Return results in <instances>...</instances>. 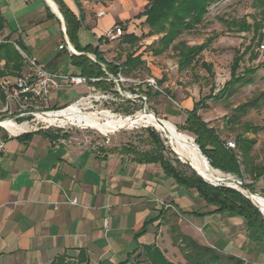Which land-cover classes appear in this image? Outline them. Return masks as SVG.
Instances as JSON below:
<instances>
[{
  "label": "crops",
  "instance_id": "obj_1",
  "mask_svg": "<svg viewBox=\"0 0 264 264\" xmlns=\"http://www.w3.org/2000/svg\"><path fill=\"white\" fill-rule=\"evenodd\" d=\"M63 1L81 19L77 48L45 0H0V38L20 41L47 69L80 74L74 61L85 55L81 51L94 55L97 48L106 61L116 54L112 46L119 39L107 41V28L120 24L127 35L134 17L141 27L146 25L141 13L149 0ZM99 11L104 14L98 16ZM65 36L77 54L58 49ZM64 61L72 72L60 70ZM177 98L184 111L192 108L191 97ZM16 136L0 140V264H47L58 258L122 264L143 245H162L173 214L184 234L222 254L243 259L258 248L241 218L206 213L212 207H206L193 189L178 185L158 162L142 160L140 155L148 150L75 131L33 132L27 141ZM194 219L203 225L216 223L220 229L207 228L210 238L203 243L190 229Z\"/></svg>",
  "mask_w": 264,
  "mask_h": 264
},
{
  "label": "rangeland",
  "instance_id": "obj_2",
  "mask_svg": "<svg viewBox=\"0 0 264 264\" xmlns=\"http://www.w3.org/2000/svg\"><path fill=\"white\" fill-rule=\"evenodd\" d=\"M134 18L135 19L132 20V23L127 29L128 33L136 36L143 35L144 37L133 45L125 43L121 37L112 46L116 54L112 57L111 61L122 63L128 54H132L133 56L140 55L143 60V65L129 74H123L124 77L131 81L120 83V90H118L116 86L108 85V83L104 81L102 85L95 84L97 89L108 91L109 95H111L114 100L107 99L98 101L93 107L85 109L84 112L110 110L112 113L125 117L133 116L137 112L145 109L148 112H154L158 118L171 122L178 131L189 134L183 128L186 114L181 108L182 104L177 98V95L180 94L182 97H191L193 104L196 101L203 100L202 103H206L207 106L200 108L198 113L203 120H206L204 121L207 126L218 133L224 143L228 140L234 142L235 146L232 149L239 154V160H242V156L240 155L239 144L236 137L241 135V137L245 139L244 145L247 144V141L254 140V143L248 149L247 155L244 158L245 165L244 163L243 165L241 164V173L237 175L245 184L254 182L253 178L255 177L256 168L264 165V49L261 47V45H264V40L257 42V38L254 40L251 39L252 35L255 33L254 25H252L254 22L259 24L258 31L264 33V5L261 4V0H217L212 3L208 7V13L203 23L196 26L192 31L183 32L175 40V42L184 41L188 45H193L203 42L208 36L213 34L217 35L211 44L201 52L196 62L192 64V66H188L184 69L178 68V57L176 52L172 49L168 48L160 54L153 53V48L157 45L156 41L159 36H146L149 32V27L146 25L141 27L139 17ZM232 18H244L251 28L248 31L242 32L226 30L224 20H230ZM152 41L155 42L152 44ZM250 42V52L244 54L237 69L238 73H243L246 68L254 70L253 73L246 76L247 79H251L249 83L246 85L241 84V82L235 83L230 86L228 92L221 97L216 98L212 96L211 94L217 93L222 88L224 82L229 79L230 67L236 50L238 49L242 52L246 46L250 45ZM24 51L27 52L26 50ZM81 53L85 52L81 51ZM251 53L256 54L255 59L250 58ZM202 61L211 64L210 71H207L201 65ZM60 70L64 72L73 71L66 61L63 62ZM147 77L155 78L159 90L157 93H154L155 89L151 88L149 96L144 100L139 97V95H144L147 90L142 83ZM4 78H13V75ZM2 79L3 78L0 79V82H2ZM84 92L85 90L82 89L76 92L74 88H61L52 91L49 95L50 106L53 109L62 107ZM126 94H130V96L125 97ZM209 95L211 97L204 100V97H209ZM55 99H57V101ZM1 103L2 98L0 97V107L2 105ZM170 106L175 108L171 110ZM171 111H174L175 114L171 115ZM10 116H12L11 113H0V120ZM15 122L17 124H25V129L11 134L3 127H0V140L10 135H18L37 130H47L52 133L75 131L94 136L95 139L101 140L109 137L112 143L119 145L129 144L141 150L153 151L156 149L157 144L150 135V131H152L163 144L164 150L162 153L170 162L183 170H187V167H189L182 160L180 161L176 158L175 153L167 144L165 137L150 125H133L128 128H118L113 132H106L94 127H62L64 125L82 126L68 123L62 126L57 124L52 125L47 122L36 120L33 116L22 117L16 119ZM189 136L194 140L192 134H189ZM175 159H177L179 163L174 162ZM206 160L209 165L213 167L207 157ZM243 166L252 169L251 173L244 172ZM222 174L227 176L232 173L229 171H222ZM253 187L254 192L264 197V176L259 178L253 184ZM183 195L188 197L186 192ZM169 218L166 224L167 228L165 231L166 236L164 238V243L156 246L159 247L163 256L169 262L174 264H187L182 252L177 247L178 245L184 246L185 243L184 240L178 236L179 232L183 233L177 221L178 217L173 214L170 215ZM192 222L193 225L190 227L191 231H193L203 243L210 238V233L207 231V228H211L210 230L213 232L220 229V226L216 223H209L208 225H206V223L203 225L200 219H194ZM225 239V236H222L221 242L226 243ZM172 241H176V244H173ZM200 244L204 245L202 243ZM253 251L254 252H250L248 256L243 258V264H249V262L254 264V262L261 259L264 260L263 253L255 249ZM140 253L139 257H133L132 260H130L132 261L131 264L139 260H142L141 264H149L147 261H143L144 253ZM258 256L260 258L259 260H257ZM197 261L201 264L205 261V257ZM262 263L261 261V264ZM209 264L234 263L227 260L225 254H220L218 259Z\"/></svg>",
  "mask_w": 264,
  "mask_h": 264
},
{
  "label": "trees",
  "instance_id": "obj_3",
  "mask_svg": "<svg viewBox=\"0 0 264 264\" xmlns=\"http://www.w3.org/2000/svg\"><path fill=\"white\" fill-rule=\"evenodd\" d=\"M63 16L66 34L69 37L71 43L77 48V30L81 26V19H78L76 15L65 5L63 0H53ZM77 1V0H76ZM217 0H149L145 9L141 13L145 16V24L149 27V32L146 36L150 37L158 35L157 45L153 48L154 54H160L166 49L170 48L177 54L178 68L184 69L188 66H192L198 59L203 50L207 48L213 39L217 36L213 34L204 39L203 42L193 45H188L184 41L175 40L183 33L192 31L196 26L203 23L206 14L208 13V7ZM261 4L264 5V0H261ZM226 30H234L236 32L248 31L251 27L245 21L244 18L224 20ZM254 22V31L252 40L257 38V42L264 40V33L259 32V24ZM4 18L0 13V30L3 28ZM144 36H136L127 34L122 36V40L125 43L133 45L139 42ZM155 41H152V44ZM151 44V45H152ZM16 45L22 50V44L20 41H11L9 36L2 37L0 41V79L4 77L18 76L23 70V58L16 48ZM250 45L246 46L242 52L238 49L232 59L230 67V77L224 82L222 88L217 93H212V96L216 98L221 97L228 92V88L235 83L246 85L249 83L250 78L246 76L253 73L251 68L244 69L243 73H238L237 69L240 64L241 58L246 52H250ZM88 47H85L86 50ZM87 53V51H84ZM94 55L97 62L89 60L85 55L75 58L74 63L80 67V74L85 77H103L105 71L115 76L118 72L122 74H129L141 65L143 60L140 55L133 56L128 54L122 63L113 61H106L101 53L95 48ZM251 59L256 58V54H250ZM102 64L103 67L100 65ZM201 65L207 70H211V64L201 62ZM159 82V81H158ZM103 81L95 82V84L102 85ZM108 85H114L113 82H109ZM145 85V84H144ZM146 91L144 95L147 97L151 92V87L145 85ZM158 90L154 91L157 93ZM0 97L3 99V92L0 88ZM209 97H204V100ZM203 100L194 102L191 110H186V119L184 123V129L194 136L195 144L199 147L202 154H204L210 161V164L219 170L229 171L232 174L239 175L241 173V164L245 165L244 158L248 149L254 143V140L247 141L244 145L245 139L241 135L236 137L239 144L240 155L242 160H239V154L232 148H227L225 143L221 140L218 133L209 128L206 122L198 113L200 108L206 107V103H202ZM205 102V101H204ZM58 108V107H57ZM60 108V107H59ZM237 108V107H236ZM53 109V108H52ZM55 109V108H54ZM33 132L46 133L47 130H37L26 133H21L16 136L20 141H27ZM49 132V131H48ZM150 135L154 142L157 144L156 149L153 151H147L140 155V158L148 162H158L162 167L164 173L174 179L178 185L185 189H193L198 198L201 199L206 207L211 206L212 209L206 213H223L230 216H238L241 218L244 228L251 235L252 240L256 247L255 250L264 254V217L258 210V208L240 191L221 185H212L204 181L198 174H196L191 168L187 167V170H183L167 159L163 155L164 146L160 142L157 135L150 131ZM174 162L179 163L177 159ZM244 172H250L252 169H248L243 166ZM252 183L246 184L248 188L253 190V184L262 176H264V165L256 168ZM192 214L200 215L197 211H193ZM205 213L202 212L201 215ZM143 232V230H141ZM178 236L184 240V246L178 245L177 247L182 252L183 257L187 264H200L198 259H204L201 264H209L220 257V253L213 247L201 245L190 236L179 232ZM176 244V241H172ZM186 250V251H185ZM140 252H143V261H147L149 264H174L169 262L163 256L159 247L155 244L143 245L141 250L133 255V257H139ZM226 259L234 264H243V260L240 256L235 254H225ZM258 258L257 260H259ZM264 259V258H263ZM131 255L122 264H131ZM82 259H78L77 262L65 260L64 258H58L47 264H86L81 262ZM142 260L135 261L133 264H141ZM264 264V260L254 262V264ZM208 262V263H207ZM259 262V263H258ZM249 264H251L249 262Z\"/></svg>",
  "mask_w": 264,
  "mask_h": 264
},
{
  "label": "built area",
  "instance_id": "obj_4",
  "mask_svg": "<svg viewBox=\"0 0 264 264\" xmlns=\"http://www.w3.org/2000/svg\"><path fill=\"white\" fill-rule=\"evenodd\" d=\"M103 14V11H99L97 13L98 16ZM123 34L124 30L122 25L115 24L107 28L103 36L107 41H117L123 36ZM1 40L2 38H0V41ZM261 47L264 49V45H261ZM16 48L23 58V70L18 76L13 78H3L2 82H0V88L3 92L0 113L12 114V116L6 119H12L15 121L16 119L22 117L33 116L34 119L38 120L36 118L38 113L43 114L52 111H58L73 104L78 105L82 111H85V109L93 107V105L98 101L107 99L114 100V98L109 95L108 91L97 89L95 87V82L100 80L107 83L113 82L114 86L120 90V83L131 81L130 79L124 77L121 72H118L115 76H113L105 71V76L103 77L87 78L81 74L63 73L54 69H47L38 61L36 56L26 53L17 45ZM58 49H65L69 53L77 54V51L72 47L66 36L64 37V41L58 45ZM87 56L91 60L96 61V57L93 54H87ZM103 70H105L104 67ZM142 83L155 90H159L154 77H147ZM78 86L86 87V90L83 94L79 95L74 101L63 107L55 109L51 108L49 103V95L52 91L59 90L61 88H72ZM129 96L130 94L125 95V97ZM139 97L144 100L147 99L146 95H139ZM94 111L99 112L101 110ZM112 114L117 115L115 113ZM65 126L85 128V126L83 127L74 125H64L62 127ZM225 145L227 148H234L235 146L234 142L231 140L226 141ZM156 201L163 204V201L161 200Z\"/></svg>",
  "mask_w": 264,
  "mask_h": 264
},
{
  "label": "bare ground",
  "instance_id": "obj_5",
  "mask_svg": "<svg viewBox=\"0 0 264 264\" xmlns=\"http://www.w3.org/2000/svg\"><path fill=\"white\" fill-rule=\"evenodd\" d=\"M36 118L52 125L57 124L61 126L68 123L94 127L106 132H113L118 128H128L133 125H150L165 137L167 144L175 155H182L180 160L183 162H191L197 171L204 177L211 180H217L224 176L220 170L209 165L206 157L200 152L197 145L194 143L193 138L190 137L191 135L189 136V134L178 131L174 124L165 119H160L162 123L160 124L151 112L147 113L140 111L133 116L122 117L121 115H114L107 110L101 112H84L78 107V105L73 104L58 111L43 114L38 113ZM0 124L11 134L25 129V124H17L12 119L3 120ZM245 193L251 197L256 205H258L264 215V197L259 194L251 196L248 192Z\"/></svg>",
  "mask_w": 264,
  "mask_h": 264
},
{
  "label": "water",
  "instance_id": "obj_6",
  "mask_svg": "<svg viewBox=\"0 0 264 264\" xmlns=\"http://www.w3.org/2000/svg\"><path fill=\"white\" fill-rule=\"evenodd\" d=\"M46 3L49 5V7L51 8L52 12L60 19L61 23H62V30H63V33H65L66 29H65V25H64V21H63V17L58 9V6L57 4L53 1V0H45ZM54 7V8H53ZM85 55H87L85 53ZM97 62V61H96ZM101 65V64H100ZM102 66V65H101ZM142 112H147L149 113L148 111H146L145 109L142 110ZM157 119V121L161 123V120L160 118H158L156 116V114L154 112H151ZM3 120H6L5 119H2L0 120L3 121ZM0 127H3L1 124H0ZM85 128H89V126H85ZM198 147V146H197ZM199 149V147H198ZM200 150V149H199ZM201 152V151H200ZM181 156L182 155H179V154H176V158L177 159H181ZM181 161V160H180ZM184 163H186L196 174H198L204 181L212 184V185H221V186H228V187H231V188H234L238 191H240L241 193L244 194L245 197H247L257 208L258 210L262 213L261 209L258 207V205H256V203H254V201L251 199V197H249L245 192H248L251 196H254L256 195L257 193L254 192L253 190H251L250 188L247 187V185L242 181V179L240 177H238L237 175L235 174H229L227 176H223V177H220L219 179L217 180H211V179H208L206 177H204L201 173H199L197 171V169L194 167V165L191 164V162L189 161H185ZM221 171V170H220ZM222 172V171H221ZM233 183V184H231ZM263 214V213H262ZM264 216V215H263Z\"/></svg>",
  "mask_w": 264,
  "mask_h": 264
}]
</instances>
